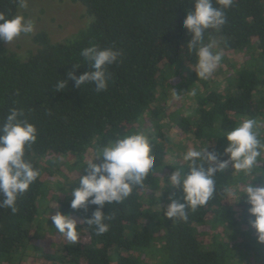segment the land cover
Wrapping results in <instances>:
<instances>
[{"label": "trees", "instance_id": "obj_1", "mask_svg": "<svg viewBox=\"0 0 264 264\" xmlns=\"http://www.w3.org/2000/svg\"><path fill=\"white\" fill-rule=\"evenodd\" d=\"M73 1L82 3L91 18L88 27L69 36L73 38L53 42L47 31H38L33 36L38 47L25 59L0 41V124L15 108L23 111L21 119L36 126L38 138L26 145L25 160L40 173L18 196L15 214L0 208V264L27 260L32 250L29 225L37 219L42 223L39 201L62 198L65 185L52 182L61 172L59 158L72 156L66 162L75 158L73 165L87 175L86 165L96 159L98 149L139 128L150 136L154 167L122 203L105 204L109 230L102 235L86 222L98 206L76 210L71 200H61L60 211L78 218L80 225L79 242L57 253L58 264H147L148 255L160 258V264H264V244L251 227L250 205L243 201L249 183L264 186V153L250 175L231 165L217 173L213 196L205 206L189 210L186 220L168 219L162 209L173 193L184 202L182 190L167 184L168 176L175 169L189 171L183 155L170 158L173 146L186 144L169 139L167 118L180 140L186 137L198 151L212 145L209 151L222 154L228 143L222 136L246 119L257 121L258 138L264 142V0H233L226 9L212 0L224 11L226 23L219 31L206 29L202 44L215 40L222 57L237 52L247 59L223 83L200 79L193 70L198 49L189 51L192 37L183 21L189 10L195 11V0ZM20 8L18 0H0V13L7 18ZM93 45L121 52L106 67L108 87L101 92L91 82L78 88L69 76L91 70L81 52ZM61 79L68 86L57 92ZM175 96L193 97V102L169 111L166 105ZM145 116L151 118L149 126L155 121L165 126L153 133L143 126ZM231 189L241 192L237 206L229 203ZM246 229L249 237L239 239Z\"/></svg>", "mask_w": 264, "mask_h": 264}, {"label": "clouds", "instance_id": "obj_2", "mask_svg": "<svg viewBox=\"0 0 264 264\" xmlns=\"http://www.w3.org/2000/svg\"><path fill=\"white\" fill-rule=\"evenodd\" d=\"M232 2L219 0L224 9L229 8ZM18 3L21 8L28 7V0H18ZM225 23L224 11L214 7L212 0H195V11L187 12L183 27L192 37L187 43L189 51L198 49V60L193 70L200 79L210 76L222 60L220 53L212 51L215 42L202 44L204 32L210 28L219 31ZM35 28V21L25 19L23 15L7 18L4 13H0V41L4 43L10 44L22 34H32ZM81 55L89 62L91 70L79 77L74 72L69 73L71 79L76 81L78 88L91 82L97 92L106 90V67L116 63L121 52L113 48L99 49L93 45L83 49ZM67 86L68 80L65 79L55 85L57 92ZM190 94L195 96L196 90L192 89ZM23 115L22 110L14 108L3 124H0V196L3 197L0 199V208L10 209L13 214L18 211V196L26 192L40 174L38 169L25 160L26 145L37 140L38 129L26 119H21ZM257 127L255 119H246L223 135L228 143L222 154L218 155L215 150L209 151L212 145L202 151L189 149L184 153L182 159L188 162L189 171L185 174L183 169H175L168 176L167 183L182 190L184 202L177 200L174 193L169 195L170 203L166 209L161 206L163 216L173 221L186 220L189 210L205 206L216 190L217 173L229 165L234 171L250 175L258 158L264 153V142L258 138ZM222 156L228 158L222 159ZM97 160H102V163H96ZM154 164L150 136L143 130L109 142L98 149L96 159L86 165L88 174L80 176V186L70 193L71 208L78 210L89 204L98 206L86 222L96 226L97 235L106 233L109 225L105 220L110 217L103 211L105 204L122 203L132 194L135 186H142ZM243 201L250 205L249 214L254 217L250 220L251 227L256 231L258 242L264 244V186L249 183ZM51 220L57 233L63 235L69 243L79 242L80 223L75 218L57 212L51 215Z\"/></svg>", "mask_w": 264, "mask_h": 264}, {"label": "rangeland", "instance_id": "obj_3", "mask_svg": "<svg viewBox=\"0 0 264 264\" xmlns=\"http://www.w3.org/2000/svg\"><path fill=\"white\" fill-rule=\"evenodd\" d=\"M18 15H23L25 19L34 20L36 24L34 33L45 30L49 33L53 42L67 41L68 39L73 38L69 36L78 32L80 29L85 28L91 20L83 4L73 0H28V7L20 8V11L16 16ZM34 33L27 35L22 34L10 44L5 43L6 49L11 52H16L22 59H25V57L28 56L30 50L35 51L38 47V45L33 40ZM212 42H215L212 51L214 53L218 52L222 54L219 51L218 43H216L215 40H211L207 44ZM246 60V57L242 53L234 52L232 55H225L222 57V60L217 66L216 70L208 77L210 80L223 83L227 75L231 74L232 71H235L236 68L241 67V65H244L247 62ZM172 94V91H170V95ZM182 98L180 96H175L172 98V100L169 99L170 102H168L169 104L166 105V108H168L169 111L179 107L185 108V105H190L193 102V99H191L193 97L186 99ZM143 118V120L146 121L144 122L143 126L150 128V131L153 133H156L159 131V129L165 126L164 121L163 123L155 121L151 124V126H149L151 118L148 116ZM165 121L166 123H169L165 129L168 132V136L170 137L169 139L173 142V144L176 141H178L179 144H186V146H184L185 149L183 147L179 148L178 146H173V150L170 153L171 159L182 156L189 149L197 150L196 148L198 147L194 146L192 141H186L187 139H184L186 137L182 136V139L180 140L177 127L174 126L168 118ZM139 129H137V131ZM66 158H72V156L59 158L60 164L62 163L61 172L55 175V177L52 179V182L55 185L57 182L65 185V192H60L59 197L62 198L57 202H50L46 200L39 201V215L41 217L38 218H41L42 223L40 225V219H37L36 222L29 225L31 229L30 246L32 247L33 251H30L29 257H27V260L23 264H43L45 262L58 264L59 260L56 258L57 253L69 243L63 235L57 233V230L54 228V224L51 220V215L61 212L60 206L61 203H63L61 200H71L70 193L75 188L80 186L78 181L81 174L78 170V167L73 165L75 158L71 160L69 159L67 162ZM182 161L184 164L186 163L183 159ZM229 192L231 193L229 203L233 206H237L238 196H240L241 192L238 189H231ZM161 193H164V191H161ZM75 219L79 222L78 218ZM248 237V230L245 234L243 233L242 236H238L239 239H247ZM28 242L29 241H27V243ZM147 257L149 259L147 264H160V258H155L152 255H148Z\"/></svg>", "mask_w": 264, "mask_h": 264}]
</instances>
